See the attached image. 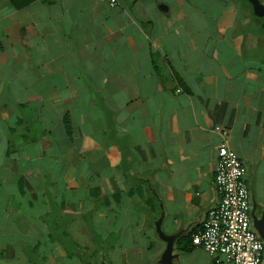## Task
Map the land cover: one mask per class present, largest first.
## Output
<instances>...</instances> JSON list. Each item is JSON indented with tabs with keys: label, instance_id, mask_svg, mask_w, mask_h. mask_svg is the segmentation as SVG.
Returning a JSON list of instances; mask_svg holds the SVG:
<instances>
[{
	"label": "crops",
	"instance_id": "1",
	"mask_svg": "<svg viewBox=\"0 0 264 264\" xmlns=\"http://www.w3.org/2000/svg\"><path fill=\"white\" fill-rule=\"evenodd\" d=\"M110 1L0 0V264H212L217 125L264 238V15Z\"/></svg>",
	"mask_w": 264,
	"mask_h": 264
},
{
	"label": "built area",
	"instance_id": "2",
	"mask_svg": "<svg viewBox=\"0 0 264 264\" xmlns=\"http://www.w3.org/2000/svg\"><path fill=\"white\" fill-rule=\"evenodd\" d=\"M110 4L117 2L111 0ZM214 129L222 138L214 175L218 203L190 233L191 243L202 247L212 264H262L263 242L250 225L246 168L227 144L228 129L219 125Z\"/></svg>",
	"mask_w": 264,
	"mask_h": 264
},
{
	"label": "water",
	"instance_id": "3",
	"mask_svg": "<svg viewBox=\"0 0 264 264\" xmlns=\"http://www.w3.org/2000/svg\"><path fill=\"white\" fill-rule=\"evenodd\" d=\"M253 3L254 11L259 15H264V7L258 0H250Z\"/></svg>",
	"mask_w": 264,
	"mask_h": 264
},
{
	"label": "rangeland",
	"instance_id": "4",
	"mask_svg": "<svg viewBox=\"0 0 264 264\" xmlns=\"http://www.w3.org/2000/svg\"><path fill=\"white\" fill-rule=\"evenodd\" d=\"M65 231H67V229H65ZM65 238V237H64ZM67 239V238H66ZM61 245H63V244H61ZM68 246H67V248H65V250H73V251H75L74 250V248H79V246L78 245H76V244H74V239H73V242L72 243H69V244H67ZM64 246V245H63ZM73 251H70V253L71 254H74L73 253ZM76 252V251H75ZM79 254V255H78ZM81 253H80V251H77L76 252V254H75V256H77V257H80L81 255H80ZM74 256V255H73ZM66 260H67V258H65ZM81 262H82V260H81Z\"/></svg>",
	"mask_w": 264,
	"mask_h": 264
},
{
	"label": "flooded vegetation",
	"instance_id": "5",
	"mask_svg": "<svg viewBox=\"0 0 264 264\" xmlns=\"http://www.w3.org/2000/svg\"><path fill=\"white\" fill-rule=\"evenodd\" d=\"M260 231H261V234H262V232H263V230L262 229H260ZM264 233V232H263ZM261 240H262V242H263V248H264V238H261ZM98 261H93V263L94 264H96ZM262 264H264V258H263V262H262Z\"/></svg>",
	"mask_w": 264,
	"mask_h": 264
},
{
	"label": "trees",
	"instance_id": "6",
	"mask_svg": "<svg viewBox=\"0 0 264 264\" xmlns=\"http://www.w3.org/2000/svg\"><path fill=\"white\" fill-rule=\"evenodd\" d=\"M65 122H66V120H65ZM66 125H67V131H68V124H66ZM63 234H64V235H67V233H64V232H63ZM64 246H65V248H66V246H68L67 243H65Z\"/></svg>",
	"mask_w": 264,
	"mask_h": 264
}]
</instances>
